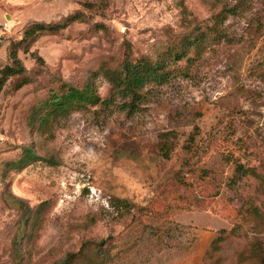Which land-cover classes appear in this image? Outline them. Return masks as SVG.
Segmentation results:
<instances>
[{
	"label": "rangeland",
	"instance_id": "rangeland-1",
	"mask_svg": "<svg viewBox=\"0 0 264 264\" xmlns=\"http://www.w3.org/2000/svg\"><path fill=\"white\" fill-rule=\"evenodd\" d=\"M72 14L18 50L31 81L11 78L0 95V264H54L89 238L109 264H262L243 258L255 243L264 253V0H0V70L25 29ZM217 22L222 39L175 64L141 112L89 105L38 120L62 83L84 87L130 45L155 53ZM93 79L107 97L109 82ZM26 149L37 158L15 167Z\"/></svg>",
	"mask_w": 264,
	"mask_h": 264
},
{
	"label": "trees",
	"instance_id": "trees-1",
	"mask_svg": "<svg viewBox=\"0 0 264 264\" xmlns=\"http://www.w3.org/2000/svg\"><path fill=\"white\" fill-rule=\"evenodd\" d=\"M224 10H229L226 5ZM221 14H224V12ZM79 19L80 15L72 14L63 22L55 24L36 22L25 29L23 37L12 46L10 51L11 64L0 70V95L11 78H17L14 82V89H20L31 81V77L27 74V68L18 55L20 48L28 51L29 46L39 36L46 32H59ZM220 25L221 23L218 24L217 22L213 27L209 28V31L194 27L188 34L179 36L178 41L171 42L164 50H157L155 53H145L141 56H136L130 45L117 66H101L97 71L93 72L92 78L85 83L84 87L73 86L68 82L62 83L58 91H53L42 102L38 120L41 124H44L58 114H63L69 110L85 109L89 105L98 106L95 112L98 109H108L110 113L117 110L126 113L127 116L141 112L150 98L155 95L153 89L156 86L165 85L178 75L179 71L174 67L175 64L186 61V63L191 65L195 59L203 55L208 41L213 39L219 41L222 39L225 32ZM32 55L37 61L44 62V59L39 55L35 53H32ZM97 75H102L111 86L107 97L102 98L97 91L93 79ZM165 136H170V133H166ZM194 140V135H192L191 141ZM163 153L165 156H169L167 146L163 147ZM36 158L37 155L32 149H26L22 157L13 161L12 164L15 167H23L26 163H30ZM10 196L23 209L21 216L23 225L27 226L33 223L35 226L37 224L36 217L33 222L30 221L31 208L22 199L15 195ZM23 236L24 230L20 238H23ZM223 240L224 237L219 236L213 241L210 249L205 254L206 260L212 257L213 251L218 249L219 243ZM101 244V241L86 239L83 241L79 252H68L54 264H78L81 259L85 260V264H109L113 255H106L102 251ZM86 250H92V252L88 254L85 252ZM108 250L111 251V249ZM246 259H257L264 264V253L262 254L261 247L257 243L254 244V249L243 258V260Z\"/></svg>",
	"mask_w": 264,
	"mask_h": 264
}]
</instances>
